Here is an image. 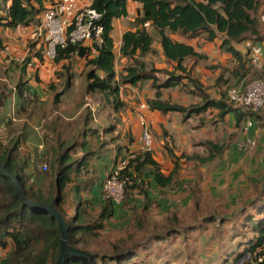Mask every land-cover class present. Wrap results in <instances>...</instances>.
I'll use <instances>...</instances> for the list:
<instances>
[{"label": "trees", "instance_id": "obj_1", "mask_svg": "<svg viewBox=\"0 0 264 264\" xmlns=\"http://www.w3.org/2000/svg\"><path fill=\"white\" fill-rule=\"evenodd\" d=\"M128 1H85L101 15L97 24L103 28V41L100 45L93 41L70 44L66 48L58 49L55 63L67 61L63 65V72L58 74L65 78V88L73 87L78 76H85L86 94L99 98L100 105L104 108L113 107L117 113L125 107L122 100L124 86L133 88L150 83L155 95L147 100V106L152 112L162 115L186 114L185 120L195 116L203 119V115L213 111H217L221 119L233 114L236 127H242V139L254 137L253 129L248 133L244 131L247 113L228 103V91L236 87L237 78H241L239 82H242L249 77L251 80L248 84L255 79L264 78V71H256L250 64L249 51L247 50L246 55L242 52L248 42L264 45V30L258 18L264 0H131L137 4L136 15L133 17H130ZM48 2L52 0H0V29H16L33 24L40 27V15L45 11ZM115 20L129 21L128 29L120 42L114 35ZM146 23H150L149 26H145ZM201 37L212 43L222 39L221 49L234 64L231 69L224 66L225 70L217 76V81L212 86L214 93L193 72L200 61L206 60L192 44L193 40ZM82 45L86 47L83 57L85 69L78 74L73 67ZM4 48V40L0 34V53ZM37 59L40 63L46 60L43 55ZM118 59L132 63L125 68L123 75L117 70ZM160 60H164L171 69L158 70L155 64ZM31 62L32 57L24 61L26 69ZM148 63L155 66L150 70ZM219 67L209 66L214 73ZM161 73L165 75L163 81L157 77ZM226 74L231 75L227 77ZM234 81L235 85H232ZM29 89L25 82L17 85L21 97ZM175 89L185 90L186 95L199 100L195 104L184 105L164 98L165 92ZM61 95L62 93L56 96L59 103ZM2 102L0 99V106ZM112 129L110 126L105 132L112 133ZM20 140L17 137L5 144L0 139V165L20 180L29 200L47 206L55 200L68 223L70 245L94 255L90 258L68 257L66 264H150L148 260L153 247H164V244L176 241L177 238L187 242L195 235L201 236L203 231H212V237L217 238L221 249L212 264H239L241 261L242 264H264V182H254L250 191H243L237 196L238 207L234 208L232 215L220 218L219 223L217 215L212 212L200 221L192 219L196 222L180 225L179 216L174 213L172 217L165 219L161 229H150L148 234L151 235L152 248L145 243L135 242L128 246L126 241H117L108 246L102 241L108 222L118 208L125 210L134 203V191L147 198L153 188L160 189L164 194L183 187L184 184L178 179L177 163L180 157L166 148L174 163L172 172L166 174L152 149L128 152V164L121 171V179H128L130 182L126 186L128 192L124 202L117 206L106 201L102 191L100 200L94 204L81 195V185L87 191L94 188L93 179L80 183L79 171L88 165L89 154L74 161L71 152L75 146L66 147L62 143L57 176L52 167L45 172L37 170L33 180L34 176L28 172L30 162L19 153ZM205 145L210 151L207 158L194 155L190 159L205 164L223 151V146L212 141L207 140ZM119 157L115 160V167L126 160L121 156V150ZM75 165L78 172L74 176L72 170ZM109 174L110 171L106 178ZM74 182L77 183L72 188L76 211L69 218L62 210V205L69 190L72 192L70 186ZM195 200V215H198L200 202ZM59 245L60 229L56 218L43 210L27 206L17 193L12 180L0 172V252L10 249L0 264H56ZM260 259L263 261L260 262Z\"/></svg>", "mask_w": 264, "mask_h": 264}, {"label": "crops", "instance_id": "obj_2", "mask_svg": "<svg viewBox=\"0 0 264 264\" xmlns=\"http://www.w3.org/2000/svg\"><path fill=\"white\" fill-rule=\"evenodd\" d=\"M56 1L58 0H52V2L46 3L45 7L48 8ZM85 1L89 0H79L80 4H88L85 3ZM128 7L131 14L130 17L135 16L137 4L129 0ZM42 14L40 15V19ZM128 20L114 21V35L119 42L122 40L124 32L128 29ZM25 31H27L26 37L23 35ZM39 31H41L40 27H36L34 24L27 27H18L16 29H0V34L3 37L5 46L4 50L0 53V99L3 100L0 106V139H3L6 144L12 139L20 137L19 153L30 162L31 166L28 172L30 175L34 176L33 180H35L37 170H41V164H47L49 169L53 167L54 174L57 176L59 167L58 161L61 152L60 145L62 143L66 144L64 145L66 147L75 146L71 152L74 161L81 160L85 155L89 154L88 165L82 167L79 171L80 183L93 179L94 188L87 191L84 185H81V195L84 199L90 200L96 204L100 200V195L103 191L102 184L104 183V179L111 168L115 166L116 158H120V150L121 156H123L128 152H132L131 150L133 149L127 146L128 138L125 137L126 133L123 132L124 128L122 129L123 119L121 117L123 115V109L115 113L113 107L108 106L104 108L100 105V100L97 97H91L87 95L86 92L79 96V92H83V90L80 91L78 87H76L77 82L81 81L85 76H78L74 81L73 87L68 89L65 88V78L58 74L63 72V65L67 63V61L59 64L50 60H45V62L41 63L38 62L37 58L44 54L45 48L43 37L37 34ZM31 33H33V38L35 39L29 38L31 37ZM18 34H21V36ZM25 42H27L28 45H26ZM246 53L243 54L246 55ZM19 55H21V57L25 55L24 57L26 58L32 57V62L35 67L33 69L30 67L26 69L24 63L20 64ZM76 59L77 62L73 69H75L78 74H81L85 69V61L83 57L80 58L79 55ZM73 60L74 58L72 61ZM214 81H217V79L215 78ZM214 81L212 84H214ZM239 81H241V78L236 79L237 83ZM245 81L246 79L242 80L241 83ZM20 82H25L30 88L29 90H25L23 97H21L17 91V85ZM27 92L32 94L33 99L28 100L25 97ZM61 93L62 97L59 103L56 96ZM216 94L218 95V93ZM77 96L81 98L78 99L79 97ZM140 111L144 113L147 110L141 109ZM156 113L160 116L162 115L159 112ZM171 115L173 114L162 116L164 118L167 117L169 120L172 117ZM254 117L255 126L252 129L254 130V137L257 141V149L242 153L238 150L237 146L233 151V159L236 158V162H231V158H229L230 151L224 158L230 161L226 164L229 165L228 169H230L228 173L233 174L232 177H234L236 183H240V186L237 187L238 189L248 187L254 182L258 184L264 182V111L256 114ZM148 118L147 120L151 125L150 128L156 126L155 128L161 131V126L159 127L157 124L156 118L155 121L150 117ZM161 121L159 120V123H164L162 119ZM226 121L228 122L229 128L236 126V119L233 114H230L226 118ZM139 124L140 115L138 117V125ZM110 126L113 127L112 133L107 134L105 131ZM172 127H174V125H172ZM170 128L171 125L168 126V124H166V126H164L165 136H167V131H170ZM242 131L240 141L243 140ZM132 133L136 136L138 135L139 129L137 126ZM157 135L160 136L161 132ZM166 140L169 141L170 137L166 138ZM159 141L160 143L158 146L160 147L164 143V137L159 138ZM240 141H238V143ZM83 145H85V147H83ZM166 150L169 152L168 149ZM168 152L164 153L165 156L161 155V150L154 152L156 159L163 165V171L166 174L171 173L172 170H170L169 173L166 172L163 160H167V163L170 161L174 167V163L172 159L170 160ZM245 160L249 170L247 169L244 171L241 165ZM218 166L224 168L225 163L218 164ZM76 167L77 165H75L72 170V175L74 176L77 175L78 172ZM242 171L245 173L249 171V181L242 179ZM180 175L179 172V176ZM243 183L246 184L244 185ZM75 185H77L76 182L71 184V191ZM238 189L237 191H239ZM73 194V191L70 192L69 190L68 196L62 205V210L68 217L73 216V208L75 207V203H73ZM134 194L136 197L137 191H134ZM161 195L162 192L160 189L153 188L150 190L149 196L151 199L154 196L157 197ZM135 201L134 203H141L140 201ZM147 204H150V206H152L151 208H155L151 202H147L146 205ZM162 209L160 208V210ZM118 210L119 208L117 211ZM9 251L10 249L0 252V261Z\"/></svg>", "mask_w": 264, "mask_h": 264}, {"label": "rangeland", "instance_id": "obj_3", "mask_svg": "<svg viewBox=\"0 0 264 264\" xmlns=\"http://www.w3.org/2000/svg\"><path fill=\"white\" fill-rule=\"evenodd\" d=\"M261 9L262 10L260 11L258 18L260 19L264 30V3ZM26 32L27 31L23 32L25 37L27 35ZM39 32L37 34L41 37V31ZM18 35L21 36V34ZM30 35L31 37L29 38L35 39L33 38V33ZM221 43L222 39L212 43L206 42L204 37L193 40L192 42L196 50L206 57V60L200 61L195 66L193 72L199 76V78L204 81L207 86H210L213 93L212 83L214 79L217 78L223 70H225V67L231 69L234 65L231 63L232 61L229 59V55L221 49ZM25 44L28 45L27 42H25ZM242 52L246 53V46ZM24 56L25 55L22 57L21 55L18 56L20 57V64L24 63L27 59ZM155 58L157 59V57ZM191 64L193 63L191 62ZM130 65H132L130 61H121V59H118L117 70L121 73V75H123L125 68H128ZM155 65L156 68L161 71L163 69L166 70L167 68L171 69L169 65L164 62V60H160ZM153 66L151 63H148V68L150 70ZM209 66L220 67L214 73ZM261 71H264V69ZM230 75L231 74H226L227 77H230ZM157 77L163 81L165 75L161 73L158 74ZM250 80L251 79L248 77L244 84L238 82V84L235 85L234 81L232 85H235L236 87L242 85V87H245ZM86 84L87 81L85 77L82 78L81 81L77 82L76 87H78L80 91L83 90V92H79V96L86 92ZM154 95L155 90L151 87L150 83L133 88L130 86L123 87L122 100L125 103V107L121 118L123 119V132L126 133L125 137L128 138L127 146L133 148L131 151H145L142 143L143 129L140 124L138 125V117L139 115H142L145 118L150 117L153 121H155L156 118L157 124L159 127L161 126V131H158L155 128L156 126H152V128H150L153 137L152 151L157 152L158 150H161V155L165 156L164 153L168 152L166 148H169L173 150L172 152H174V155L180 157L177 164L181 175L178 176V179L184 185L180 190L164 192L161 196H154L152 199L150 196L145 198L137 192L135 200L140 201L141 203H133L130 207L125 208V210L119 209L114 217L109 221L102 238V241L105 242V245L107 243L108 246L117 241H126V245L128 246L135 242L145 243L148 247L152 248L151 235L148 234L150 229L152 231H155V228L161 229L165 219L170 216L172 217L174 213L178 214L181 223L180 225L195 221L192 219L200 221L205 216H210L212 212L217 215V222L219 223L220 218L232 215L234 208L238 207L239 202L236 201V197L243 191L247 193V190L250 191L254 185L251 184L248 187L238 189L237 187L240 186V183H236L234 177H232L233 174L228 173L230 169H228L229 165L226 164L230 161L224 159L230 151L229 158H231V162L237 161L236 158L233 159V151L237 147L238 141L241 140L242 127L232 126L229 128L226 119H221L220 116L217 115L218 112L216 111L208 112L206 115H203V119L200 116H195L191 119L185 120L186 114H173L169 120L167 117L164 118L162 115L161 118L159 114L156 112L154 114V112H152L147 106V100L152 98ZM80 98L81 97L78 99ZM164 98L184 105H190L192 103L195 104L199 100L198 98H192L190 95H186L185 90L178 89L165 92ZM142 105L145 106V110H147L144 113H141L140 111ZM160 118L164 121V123H159V120L161 121ZM204 119L205 122L203 121ZM166 124H168V126L171 125L170 131H167V136L164 135V126H166ZM172 125H174V127H172ZM136 126L139 129L137 136L132 133ZM159 132H161L160 136L157 135ZM162 137H164V143L159 147V138ZM168 137H170L169 141L166 140ZM207 140L216 143L218 146H223L222 153L217 154L214 160L205 164H201L196 159H190L194 155H197L202 159L209 156L210 151L205 145ZM128 155L129 153L123 155V158L127 159ZM168 155L171 160L170 152H168ZM183 155H185V157ZM163 161L167 173H169L170 170H173L174 167L170 161H168V163L167 160ZM221 163H225L224 168H220L218 166V164ZM241 167L244 171L247 169L249 170L246 160ZM244 171L241 173L242 179L249 181L248 177H250V173L249 171L246 173ZM243 184L245 185L246 183ZM237 189L239 191H237ZM192 191H195V193ZM195 199H198L200 202L198 215H195ZM147 202H151L155 208H151L152 206H150V204H147L148 206L146 207ZM160 208L162 210H160ZM75 211L76 208L74 207L73 215H75ZM140 223L142 224L139 225ZM206 232L207 231H203L201 236L195 235L194 237H191L187 242L181 238H177L176 241L174 240L169 244H164V247L158 249L153 247L152 250H154H150L152 254L148 261L150 264H212L213 259L221 252V249L217 243V238L215 239L214 236L212 237V231ZM210 240H212V242ZM227 240H229V238H227ZM242 263L243 261L239 264Z\"/></svg>", "mask_w": 264, "mask_h": 264}, {"label": "built area", "instance_id": "obj_4", "mask_svg": "<svg viewBox=\"0 0 264 264\" xmlns=\"http://www.w3.org/2000/svg\"><path fill=\"white\" fill-rule=\"evenodd\" d=\"M101 15L88 4H80L79 0H58L42 14L41 36L44 39L45 48L43 57L46 60L54 61L59 48H66L68 45H77L84 42H93L100 45L103 41V28L97 24ZM146 23L145 26H149ZM71 28V30H70ZM249 51L250 64L256 71L264 69V49L262 46L248 42L246 44ZM30 67L34 63L29 64ZM25 97L33 99L30 92ZM229 103L236 108H241L247 113L244 131L248 133L255 126V115L264 111V78L253 80L245 87L231 88L228 92ZM141 109H146L141 106ZM140 125L143 129L142 143L145 151H150L153 147V137L150 125L144 116H140ZM240 152L253 151L257 146L255 137H247L238 143ZM128 160L121 161L118 166H113L109 176L103 185V199L111 201L115 205H121L128 190L126 189L128 179H121V171L126 168ZM40 169L48 170L47 164H41ZM130 183V182H129ZM132 184V183H131ZM263 259H260L262 262Z\"/></svg>", "mask_w": 264, "mask_h": 264}, {"label": "water", "instance_id": "obj_5", "mask_svg": "<svg viewBox=\"0 0 264 264\" xmlns=\"http://www.w3.org/2000/svg\"><path fill=\"white\" fill-rule=\"evenodd\" d=\"M85 52H86V47L82 45L79 50V57L80 58L84 57ZM0 172L12 180L17 190V193L19 194V196L21 197V199L25 202L27 206L43 210L46 213L51 214L53 217L56 218L58 222V227L60 229L59 257H58L56 264H66L68 257H89L90 258L94 256L91 253H88L86 251H83L81 249H78L70 245L68 223L64 215L58 209L55 200L49 206L39 204V203L29 200L24 193L20 180L16 176L12 175L5 167L1 165H0Z\"/></svg>", "mask_w": 264, "mask_h": 264}, {"label": "clouds", "instance_id": "obj_6", "mask_svg": "<svg viewBox=\"0 0 264 264\" xmlns=\"http://www.w3.org/2000/svg\"><path fill=\"white\" fill-rule=\"evenodd\" d=\"M240 87V86H239ZM242 87V86H241Z\"/></svg>", "mask_w": 264, "mask_h": 264}]
</instances>
